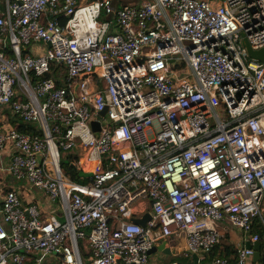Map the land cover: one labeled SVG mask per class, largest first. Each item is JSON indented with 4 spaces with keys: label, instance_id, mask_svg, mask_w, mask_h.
<instances>
[{
    "label": "built area",
    "instance_id": "obj_1",
    "mask_svg": "<svg viewBox=\"0 0 264 264\" xmlns=\"http://www.w3.org/2000/svg\"><path fill=\"white\" fill-rule=\"evenodd\" d=\"M113 1L0 0V107L37 129L0 116L24 189L0 192V264H147L163 242L202 256L225 222L260 240L264 61L243 40L264 47V0Z\"/></svg>",
    "mask_w": 264,
    "mask_h": 264
},
{
    "label": "crops",
    "instance_id": "obj_2",
    "mask_svg": "<svg viewBox=\"0 0 264 264\" xmlns=\"http://www.w3.org/2000/svg\"><path fill=\"white\" fill-rule=\"evenodd\" d=\"M116 1H120V0H114L113 1L115 6H119ZM127 1H128V4H139L144 0H127ZM3 9L4 8L0 9V13L3 11ZM44 49L45 48L42 46V44H38V45L29 46L26 49V52L31 53V54L42 53L44 51ZM6 52H10V49L7 48ZM0 116H2L3 124L6 127H8V126L17 127L21 123V120L16 115L13 114V112L9 106L0 107ZM10 150L7 149L5 151H0V186H1L0 192L5 191L7 189H16V190H19L20 192H22V190H24L23 186H22L23 185L22 182L15 180L13 178V176L10 175L6 171L7 165L9 164L10 159H11L12 150L11 151ZM36 195L41 196L40 193H36ZM32 197H34L33 194L28 198L34 199ZM35 197L37 198V196H35ZM222 229H223L222 230L223 236H222L220 243H223L225 245H233L236 248H239V247L243 246V244H245L246 242L252 240L251 239V237H252L251 233L242 232L239 229L232 226L228 222L224 223ZM166 246L168 248H170L171 250L175 249L172 245H170V243ZM188 253L189 252H180V251H178V254L173 253V252L166 253V252L158 249V250L154 251L153 253H150V260L147 264H177V262L175 263L174 261H172V259L174 257L176 258V256L180 257V259H181L180 261L182 263L193 262L194 264H215V262H213V261L211 263H206V258L209 256V253H205L202 256H200L198 254L197 255L198 258H195V253H189L190 255ZM181 262H179V263H181ZM251 262H252V264H260V261L258 263H255V262H253V259H251Z\"/></svg>",
    "mask_w": 264,
    "mask_h": 264
},
{
    "label": "trees",
    "instance_id": "obj_3",
    "mask_svg": "<svg viewBox=\"0 0 264 264\" xmlns=\"http://www.w3.org/2000/svg\"><path fill=\"white\" fill-rule=\"evenodd\" d=\"M116 2H117V4H120L121 6L128 4L127 0H120V1H116ZM51 76H52L51 73H47V74H45L44 78L46 79V78H49ZM17 127L19 130L24 131V132H28V133H32V134L37 133V129L33 125L25 124L22 121H21L20 125ZM62 168L67 173V175L70 178H72L73 180L80 181V182H86L87 181V179L86 180L81 179V171L77 170V168L74 164L73 155H69L68 159L62 161ZM252 232L258 233L260 236L259 242L261 243V254H262L260 264H264V250H263V248H264V226L258 217L254 218L253 231ZM237 251H238V248H236L233 245H225L223 243H219V244L215 245L213 247V249L209 252V256L206 258V263H211L212 261L214 262L215 259H217L219 257L234 259L237 256ZM180 260L181 259L179 256H176V258L174 257L172 259V261H174L175 263L181 262Z\"/></svg>",
    "mask_w": 264,
    "mask_h": 264
},
{
    "label": "water",
    "instance_id": "obj_4",
    "mask_svg": "<svg viewBox=\"0 0 264 264\" xmlns=\"http://www.w3.org/2000/svg\"><path fill=\"white\" fill-rule=\"evenodd\" d=\"M243 44L244 46L247 48L249 54L253 57V58H256V59H259L261 61H264V47L261 48V49H258V50H254L250 44V42L248 41V39L246 38V36L244 35V40H243ZM173 61V60H171ZM78 87V86H77ZM94 125V128H98L99 127V123L94 121L92 123ZM151 218V213L148 212L144 215L143 218H135V221L137 223H140L141 225L145 226L147 221ZM244 247L246 248H251L254 250L253 252V262L255 263H258L260 260H261V257H262V254H261V243L259 241H256V242H252V241H248L246 242L245 244H243ZM162 250L166 253H177L178 254V251L176 249L174 250H171L170 248H168L166 246V243L163 242L161 245L159 246H154L151 250H150V253H153L154 251L156 250ZM198 254H195V258H198L197 256ZM177 264H194L193 262H189V263H177Z\"/></svg>",
    "mask_w": 264,
    "mask_h": 264
},
{
    "label": "rangeland",
    "instance_id": "obj_5",
    "mask_svg": "<svg viewBox=\"0 0 264 264\" xmlns=\"http://www.w3.org/2000/svg\"><path fill=\"white\" fill-rule=\"evenodd\" d=\"M2 8H4V4L3 3H0V9H2ZM62 161H64V160H62ZM1 187V186H0ZM56 262V259L55 258H53V263H55Z\"/></svg>",
    "mask_w": 264,
    "mask_h": 264
}]
</instances>
